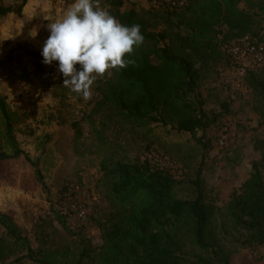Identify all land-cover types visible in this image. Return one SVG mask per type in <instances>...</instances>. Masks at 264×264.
Masks as SVG:
<instances>
[{
	"label": "rangeland",
	"instance_id": "1",
	"mask_svg": "<svg viewBox=\"0 0 264 264\" xmlns=\"http://www.w3.org/2000/svg\"><path fill=\"white\" fill-rule=\"evenodd\" d=\"M235 1L239 11L252 17L250 29L263 42L264 0ZM19 2L0 0V5ZM72 2L53 0L51 13L49 5H42L46 12L38 19L40 29L30 43L25 41L31 31L28 25L0 17V69L6 76L0 83V99L10 114L17 148L38 165L36 172L23 157L0 161V214L10 217L23 240L15 242L0 226L4 255L0 264H75L84 247L89 246L91 254L97 252L101 245L97 224L108 219L111 197V179L100 165L114 161H147L168 170L180 182L175 195L181 199L194 196L192 183L199 173L207 201L218 209L212 222L217 248L229 256L230 264H264V249L244 245L246 234L233 230L222 210L233 190L248 178L252 163L259 164L264 155V69L240 74L227 61L224 49L235 39L226 40L229 35L224 23L211 22L216 19L214 2L193 0L183 9L170 10L155 5V0H124L120 12L134 10L149 31L163 33L165 44L195 61L199 77L195 96L203 102L206 114L219 116L215 124L194 137L175 132L171 125L126 121L101 104L103 79L94 83L90 100L74 99L75 94L63 86L58 67L45 65L36 73L31 58L23 52L41 53L50 34L48 23L60 20ZM195 5L198 13L211 11L212 20L195 16ZM101 6L110 11L103 0ZM193 22L210 35L201 38L196 49L184 43L192 34L189 27ZM16 39L24 42L15 43ZM208 39L211 47L204 48ZM74 125L81 131L78 140ZM224 127L227 140L221 146L218 139ZM0 149L10 153L1 115ZM75 185L86 197L88 225H80L59 201L62 190ZM183 256L186 264H195L198 257L199 264H218L211 254L189 245L183 248Z\"/></svg>",
	"mask_w": 264,
	"mask_h": 264
},
{
	"label": "trees",
	"instance_id": "2",
	"mask_svg": "<svg viewBox=\"0 0 264 264\" xmlns=\"http://www.w3.org/2000/svg\"><path fill=\"white\" fill-rule=\"evenodd\" d=\"M103 1L110 8V14L122 24H139L145 39L142 46L134 50V55L128 57L135 64L119 71L112 70L109 77L105 76L100 88L101 104L126 121L171 125L175 132L188 133L192 137L197 131L204 132L215 124L219 116L206 114L203 102L195 96L199 78L195 61L165 44L166 35L163 33L149 31L134 10L120 12L123 0ZM208 1L209 4L214 2L216 19L211 21V11L198 13L195 5L192 11L200 20L224 23L229 35L226 40L233 38L234 42L247 40L264 45V41L256 39V33L250 29L252 17L239 11L235 0ZM25 4L26 0H20L16 6L0 5V17L7 14L20 17ZM195 23L189 27L192 34L184 38V43L192 49L197 48L201 38L210 36ZM209 42L208 39L204 43V48L211 47ZM16 49L21 50L22 47L17 46ZM23 52L31 58L34 71L41 72L45 66L41 53ZM51 66L58 67V63L53 62ZM252 72L246 71V74L251 75ZM262 93L264 95V89ZM225 113H228L227 109ZM0 115L5 142L10 149V153L0 149V161L23 157L37 172V163L16 146L11 117L3 99H0ZM74 128L78 140L81 131L77 125ZM251 168L248 178L233 190L222 210L232 229L246 234L244 245L258 250L264 249V155L260 163H252ZM100 169L111 179L110 214L108 219L97 224L101 236L98 251L91 254L89 246L84 247L75 264H186L183 256L186 245L211 254L218 264H230L229 256L217 248L212 222L218 209L207 201L199 173L192 183L194 196L181 199L175 195L180 182L168 170L152 166L147 161L101 163ZM11 222L8 215L0 214V226L6 228L12 240L20 243L23 240ZM220 229L227 234L224 224H220ZM3 257V249L0 248V260ZM199 263L201 259L198 257L195 264Z\"/></svg>",
	"mask_w": 264,
	"mask_h": 264
},
{
	"label": "clouds",
	"instance_id": "3",
	"mask_svg": "<svg viewBox=\"0 0 264 264\" xmlns=\"http://www.w3.org/2000/svg\"><path fill=\"white\" fill-rule=\"evenodd\" d=\"M49 37L41 50L43 63H58L63 86L74 99H91L97 80L135 64L131 57L145 37L141 26L122 24L101 6V0H73L60 20L48 23ZM31 36L35 38L37 31ZM79 65V68H77Z\"/></svg>",
	"mask_w": 264,
	"mask_h": 264
},
{
	"label": "built area",
	"instance_id": "4",
	"mask_svg": "<svg viewBox=\"0 0 264 264\" xmlns=\"http://www.w3.org/2000/svg\"><path fill=\"white\" fill-rule=\"evenodd\" d=\"M190 0H155V5L170 10H180L189 4ZM224 54L229 63L243 74L246 71L264 69V45L251 43L247 40L234 42L224 49ZM6 80V76L0 69V83ZM227 128L224 127L218 139L219 144H225ZM59 201L66 207L69 214L73 215L80 225L89 224L86 197L80 186H70L62 190Z\"/></svg>",
	"mask_w": 264,
	"mask_h": 264
},
{
	"label": "crops",
	"instance_id": "5",
	"mask_svg": "<svg viewBox=\"0 0 264 264\" xmlns=\"http://www.w3.org/2000/svg\"><path fill=\"white\" fill-rule=\"evenodd\" d=\"M42 5H49L50 13L53 12V0H26V4L22 9L20 17H18L15 14H7L6 16H4L7 18H10V20H13L11 18H15V20L18 21L19 25H22V26L28 25L27 29H31V31H29V34L27 35V39H25V41H27L28 43H30V42H32V40H34V38L30 34L32 32V30H36L37 33L39 32L40 26L38 23V19L41 18V16H43L44 13L46 12L45 9L43 10L41 8ZM55 6H56V4H54V9L56 10ZM129 10H132V9H129ZM129 10H127V11H129ZM122 12H124V11H122ZM16 42H24V40L16 39L15 43ZM225 58H226V56H225Z\"/></svg>",
	"mask_w": 264,
	"mask_h": 264
}]
</instances>
